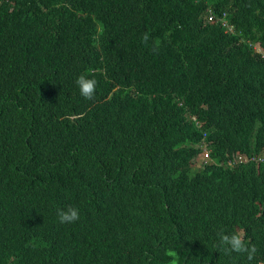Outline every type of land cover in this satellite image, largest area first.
<instances>
[{
	"label": "trees",
	"instance_id": "16d2710c",
	"mask_svg": "<svg viewBox=\"0 0 264 264\" xmlns=\"http://www.w3.org/2000/svg\"><path fill=\"white\" fill-rule=\"evenodd\" d=\"M255 47L264 0H0V264H264Z\"/></svg>",
	"mask_w": 264,
	"mask_h": 264
},
{
	"label": "clouds",
	"instance_id": "9594fccd",
	"mask_svg": "<svg viewBox=\"0 0 264 264\" xmlns=\"http://www.w3.org/2000/svg\"><path fill=\"white\" fill-rule=\"evenodd\" d=\"M147 43L149 35L147 33L142 37ZM262 51V50H261ZM259 53V52H258ZM263 52H261L262 55ZM79 89V94L85 100H92L95 96L97 81L94 78H88L86 75H80L75 81ZM201 146V144L199 145ZM58 221L62 224L75 223L80 219L79 209L74 206H69L67 209H57ZM244 232H235L232 235L220 234V247L227 253H247L248 260H252L257 249L255 245L247 246L244 240Z\"/></svg>",
	"mask_w": 264,
	"mask_h": 264
},
{
	"label": "built area",
	"instance_id": "2783aa9c",
	"mask_svg": "<svg viewBox=\"0 0 264 264\" xmlns=\"http://www.w3.org/2000/svg\"><path fill=\"white\" fill-rule=\"evenodd\" d=\"M212 17H213V15H212V13H208L207 14V19L208 20H211L212 19ZM255 51L256 52H259V53H261L262 51H261V49L259 48V47H255ZM264 53H262V56H264L263 55ZM202 144H204L206 147H207V144L205 143V142H201V145ZM208 149V148H207ZM208 153H209V150H208ZM208 153L206 154V157H209L208 156ZM254 158L253 157H250V156H248V155H245V154H237L232 160H229L228 161V163L230 164V165H234L235 163H237V162H246V161H249V160H253ZM209 160V159H208ZM207 160H205V162H206Z\"/></svg>",
	"mask_w": 264,
	"mask_h": 264
},
{
	"label": "rangeland",
	"instance_id": "374dc122",
	"mask_svg": "<svg viewBox=\"0 0 264 264\" xmlns=\"http://www.w3.org/2000/svg\"><path fill=\"white\" fill-rule=\"evenodd\" d=\"M200 152L195 156L194 158V169H198L200 166H202V164L205 162V160H208L209 157H206V154L208 153V149L207 147L202 144L200 146Z\"/></svg>",
	"mask_w": 264,
	"mask_h": 264
}]
</instances>
